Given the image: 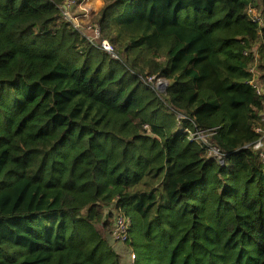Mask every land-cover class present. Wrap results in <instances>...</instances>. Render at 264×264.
I'll list each match as a JSON object with an SVG mask.
<instances>
[{
  "label": "trees",
  "instance_id": "obj_1",
  "mask_svg": "<svg viewBox=\"0 0 264 264\" xmlns=\"http://www.w3.org/2000/svg\"><path fill=\"white\" fill-rule=\"evenodd\" d=\"M67 1L0 0V264H124L115 211L133 264H264V0H103L117 57Z\"/></svg>",
  "mask_w": 264,
  "mask_h": 264
},
{
  "label": "built area",
  "instance_id": "obj_2",
  "mask_svg": "<svg viewBox=\"0 0 264 264\" xmlns=\"http://www.w3.org/2000/svg\"><path fill=\"white\" fill-rule=\"evenodd\" d=\"M75 5V1L74 3H72V6ZM67 9L66 6L63 7V9ZM249 14L252 17V20L254 22H258L260 25H264L263 23V19L261 17V15H259L256 10L254 9H250ZM64 18L68 21H71V23H73L74 27L76 29H78V23L77 20H75L71 13L70 10L66 11L65 13L63 12ZM88 31H90L92 33L91 36H89V38L91 39V41L94 42H99L101 43L102 48L112 54L114 57H117V55L114 53V49L113 47L110 45L109 42L101 39V31L100 28L98 26H91L89 27ZM253 72L255 71V69L253 68L252 70ZM253 85V87L256 89V92L258 95H264V89L260 86L259 82H252L251 83ZM259 120L257 121V125L255 127V132L258 135V139L252 143L249 148L252 149L253 152H255L258 156L259 159L262 162V165L264 166V112H262L259 116ZM192 138L198 141H202L204 143H208V136L203 133L202 131H198L196 133L192 134ZM210 153L212 154V156H214L215 158L219 159L221 163H224L223 161V156L220 153L219 149L216 147H212L210 150ZM132 221L130 218L126 217L124 214H122L120 211H117L116 217H115V221H114V225H113V229H112V239L114 242H121V243H127L130 241V227H131ZM133 256L136 258L135 254H133ZM133 257V258H134ZM134 258V259H135Z\"/></svg>",
  "mask_w": 264,
  "mask_h": 264
},
{
  "label": "rangeland",
  "instance_id": "obj_3",
  "mask_svg": "<svg viewBox=\"0 0 264 264\" xmlns=\"http://www.w3.org/2000/svg\"><path fill=\"white\" fill-rule=\"evenodd\" d=\"M75 5L72 6V3ZM104 3L103 0H68L66 2L67 9L64 8L63 12L70 10V13L72 17L77 20L78 23V29L83 31V34L91 36L92 33L88 31L89 26H93L97 24L95 22V17L99 14L100 10L102 9ZM182 18L185 20V14H182ZM261 55H258L257 63L255 67L260 63ZM256 69V68H255ZM149 81L152 82V79H149ZM156 86L158 87V90L160 92H164L165 89L168 87V83L162 79L155 80ZM166 85L164 88L163 85ZM260 86L264 89V83H260ZM117 211L114 212V217L116 216ZM114 225V224H113ZM113 229V227H112ZM131 241V240H130ZM113 245L115 247L116 252L120 253L123 257L124 264H133L135 261V257L133 254L135 253V250L132 246H130L129 243H121V242H113ZM134 257V258H133Z\"/></svg>",
  "mask_w": 264,
  "mask_h": 264
},
{
  "label": "water",
  "instance_id": "obj_4",
  "mask_svg": "<svg viewBox=\"0 0 264 264\" xmlns=\"http://www.w3.org/2000/svg\"><path fill=\"white\" fill-rule=\"evenodd\" d=\"M163 87L165 88V87H166V85L164 84V85H163Z\"/></svg>",
  "mask_w": 264,
  "mask_h": 264
}]
</instances>
